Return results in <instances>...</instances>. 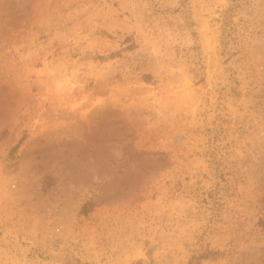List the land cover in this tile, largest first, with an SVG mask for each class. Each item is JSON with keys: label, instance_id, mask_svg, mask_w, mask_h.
<instances>
[{"label": "rangeland", "instance_id": "obj_1", "mask_svg": "<svg viewBox=\"0 0 264 264\" xmlns=\"http://www.w3.org/2000/svg\"><path fill=\"white\" fill-rule=\"evenodd\" d=\"M204 250L264 264V0H0V264Z\"/></svg>", "mask_w": 264, "mask_h": 264}, {"label": "trees", "instance_id": "obj_2", "mask_svg": "<svg viewBox=\"0 0 264 264\" xmlns=\"http://www.w3.org/2000/svg\"><path fill=\"white\" fill-rule=\"evenodd\" d=\"M143 78L147 81H151L152 76L151 74H143ZM86 208V205L83 206L82 210L84 211V209ZM220 252L214 251V250H204L201 253L198 254H194L190 260L188 264H202V261L205 259H209V258H214L216 257Z\"/></svg>", "mask_w": 264, "mask_h": 264}]
</instances>
